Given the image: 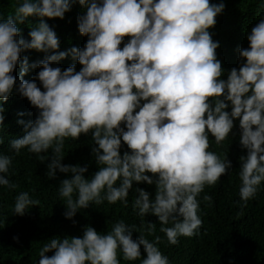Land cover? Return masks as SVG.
<instances>
[{
	"label": "clouds",
	"instance_id": "obj_1",
	"mask_svg": "<svg viewBox=\"0 0 264 264\" xmlns=\"http://www.w3.org/2000/svg\"><path fill=\"white\" fill-rule=\"evenodd\" d=\"M84 12L78 32L87 36L83 48L55 52L59 41L43 18H64L69 0H21L15 14L0 21V101L13 92V70L20 62V77L29 67L40 68L33 80L20 79L16 92L37 108L34 120L21 138L10 140L18 153L26 148L39 154L51 150L49 177L58 170L69 174L60 181L58 195L66 201L65 218L90 203L117 201L127 205L133 183L154 185L155 193L140 188L133 211L151 214L161 224L169 244L178 237L199 234L197 196L205 185H214L231 162L209 151V137L220 144L239 123V143L247 150L240 157L239 197L254 198L264 182V18L247 35L248 48L238 49L243 63L227 79L215 50L219 43L208 31L223 3L209 0H78ZM41 18L25 40L17 27L25 18ZM125 36L129 39L121 45ZM34 49L54 54L31 65L20 53ZM71 57L81 65L61 71L51 65ZM39 80L43 91L37 87ZM211 98V100L209 99ZM4 109L0 107V112ZM3 116L0 115V121ZM91 131L98 171L85 178L87 166L62 165L66 138L77 139ZM129 152L121 155V145ZM44 156L40 155L43 161ZM12 157L0 154V186L14 188L5 174ZM151 175H148V174ZM117 181L119 183L117 184ZM75 196V198H74ZM204 200L211 197L204 196ZM28 192L15 197L13 213L23 215L39 205ZM171 223V226L167 225ZM149 235L154 223L141 225ZM123 220L110 231L85 227L79 238H52L39 251L38 264H120L145 258L141 264H169L157 245ZM54 250L49 257L45 253Z\"/></svg>",
	"mask_w": 264,
	"mask_h": 264
},
{
	"label": "trees",
	"instance_id": "obj_2",
	"mask_svg": "<svg viewBox=\"0 0 264 264\" xmlns=\"http://www.w3.org/2000/svg\"><path fill=\"white\" fill-rule=\"evenodd\" d=\"M21 0H0V21L15 14V8ZM70 10L64 14V18H43L45 23L55 32L59 41V48L55 52L66 51L72 47L83 48L87 36H81L78 32V17L83 14L84 7L78 0H69ZM209 3H223L224 8L215 17V24L208 29L211 39L218 42L215 50L217 59L221 62L223 74L219 79H227V74L232 68L239 69L243 59L239 57L238 49L248 48L247 35L251 29L264 18V0H209ZM41 18L29 16L17 25L21 36L27 41L29 31L39 23ZM129 39L125 36L121 45ZM54 54L26 49L20 53L19 61L25 57L28 64L43 60L46 55ZM75 65V71H79L81 65L72 59H65L52 64L61 71L71 65ZM40 68L29 67L27 73L20 77V62L13 70L16 77L13 92L7 101H0V112L3 120L0 121V154L12 157L9 172L5 174L14 188L0 186V264H38L39 251L44 244L52 238H79L85 227H92L98 233L104 234L110 231L113 223L123 220L129 226H135L132 239L143 235L149 241L156 236L160 237L157 245L159 250L168 257L169 264H264V182L258 188L254 198L241 201L239 188L240 157L247 155L239 143V123L233 124V129L224 141L216 144L214 138L209 137V151L231 162V167L225 170L214 185H205L203 191L197 196L199 202L198 215L202 220L199 234L192 237H178L175 245L169 244L164 233L160 231L161 224L157 217L145 214L137 215L132 208V202L140 188L154 196V185L146 183H133L127 197L128 203L117 201L109 204L103 201L100 204L90 203L86 208L77 210L71 219L65 218L66 201L58 195V187L61 180L68 178L69 174L55 171L53 177L47 175V165L51 160V150L40 155L29 153L26 148L18 153L10 147V140L21 138L24 133L22 120L25 123L34 120L38 115V109L30 104L27 98L16 92V84L22 78L26 81L33 80ZM37 87L43 91L39 80H35ZM211 100V98H209ZM97 147L92 140L91 131L81 134L77 139L66 138L62 150V165L87 166L85 178H90L98 165L92 155V149ZM126 144L121 145V155L129 152ZM148 174V173H146ZM151 175V174H148ZM119 181H117V184ZM21 192H28L31 199L38 200V206L27 209L23 215L13 213L15 197ZM204 196L211 197L204 200ZM75 198V196H74ZM143 223H154L155 231L149 235L141 227ZM171 226V223L167 225ZM141 258L135 261H125L122 253L117 254L120 264H141L145 258L143 246H140ZM54 250L45 253L51 256Z\"/></svg>",
	"mask_w": 264,
	"mask_h": 264
}]
</instances>
